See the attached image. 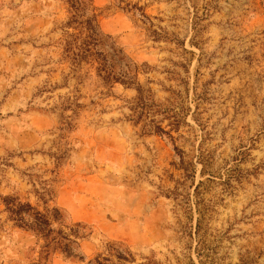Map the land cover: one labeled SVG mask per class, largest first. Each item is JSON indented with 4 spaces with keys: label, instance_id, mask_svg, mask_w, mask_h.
<instances>
[{
    "label": "rangeland",
    "instance_id": "rangeland-1",
    "mask_svg": "<svg viewBox=\"0 0 264 264\" xmlns=\"http://www.w3.org/2000/svg\"><path fill=\"white\" fill-rule=\"evenodd\" d=\"M0 264H264V0H0Z\"/></svg>",
    "mask_w": 264,
    "mask_h": 264
},
{
    "label": "trees",
    "instance_id": "trees-1",
    "mask_svg": "<svg viewBox=\"0 0 264 264\" xmlns=\"http://www.w3.org/2000/svg\"><path fill=\"white\" fill-rule=\"evenodd\" d=\"M75 7V5L73 6ZM96 22V20L92 19V20H88L86 22V28L84 31V35L86 36L83 44H82V48H80V50H82V53H88L90 52L89 48L92 46H96L97 43V37H98V29L95 28V26H93V23ZM83 34V33H82ZM71 48L73 44H70ZM75 57H79L81 56L78 54H75ZM140 95L141 94V90L138 89ZM142 97V96H141ZM140 97V98H141ZM162 133H164V131L162 129H159ZM7 207H8V211L9 213L12 215V218H14V221H16L20 226H26L27 228H31L34 231L38 232L39 234L43 235L46 240H48L49 238V234L51 235L53 233L51 228V223L50 221L47 219V217H45L44 215L40 214V213H34L33 217L31 216V212H33V208L30 205H24L20 202H18L17 200H10L7 203ZM25 214H29V218H27L25 216ZM202 214V213H201ZM33 219V221H31ZM31 223V224H30ZM200 223L197 226V231L200 230ZM30 224V225H28Z\"/></svg>",
    "mask_w": 264,
    "mask_h": 264
}]
</instances>
